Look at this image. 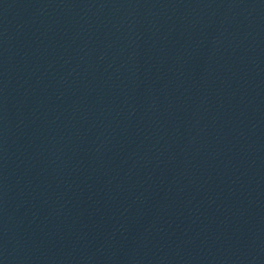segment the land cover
<instances>
[{
  "label": "water",
  "instance_id": "1",
  "mask_svg": "<svg viewBox=\"0 0 264 264\" xmlns=\"http://www.w3.org/2000/svg\"><path fill=\"white\" fill-rule=\"evenodd\" d=\"M0 264H264V0H0Z\"/></svg>",
  "mask_w": 264,
  "mask_h": 264
}]
</instances>
